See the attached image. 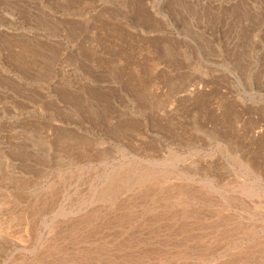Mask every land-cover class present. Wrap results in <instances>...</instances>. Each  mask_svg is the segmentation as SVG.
Listing matches in <instances>:
<instances>
[{
	"label": "rangeland",
	"instance_id": "1",
	"mask_svg": "<svg viewBox=\"0 0 264 264\" xmlns=\"http://www.w3.org/2000/svg\"><path fill=\"white\" fill-rule=\"evenodd\" d=\"M0 264H264V0H0Z\"/></svg>",
	"mask_w": 264,
	"mask_h": 264
}]
</instances>
